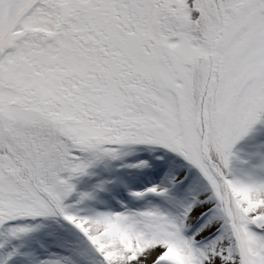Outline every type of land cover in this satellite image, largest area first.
I'll return each instance as SVG.
<instances>
[{"label":"snow or ice","instance_id":"snow-or-ice-1","mask_svg":"<svg viewBox=\"0 0 264 264\" xmlns=\"http://www.w3.org/2000/svg\"><path fill=\"white\" fill-rule=\"evenodd\" d=\"M0 264H264V0H0Z\"/></svg>","mask_w":264,"mask_h":264}]
</instances>
